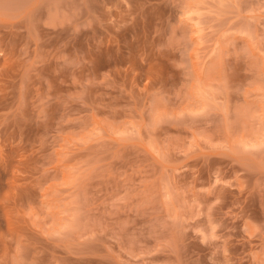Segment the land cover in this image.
<instances>
[{
    "label": "rangeland",
    "instance_id": "rangeland-1",
    "mask_svg": "<svg viewBox=\"0 0 264 264\" xmlns=\"http://www.w3.org/2000/svg\"><path fill=\"white\" fill-rule=\"evenodd\" d=\"M0 264H264V0H0Z\"/></svg>",
    "mask_w": 264,
    "mask_h": 264
}]
</instances>
